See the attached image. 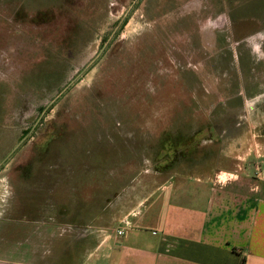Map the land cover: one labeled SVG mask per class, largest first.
I'll return each mask as SVG.
<instances>
[{"label":"rangeland","instance_id":"1","mask_svg":"<svg viewBox=\"0 0 264 264\" xmlns=\"http://www.w3.org/2000/svg\"><path fill=\"white\" fill-rule=\"evenodd\" d=\"M177 3L0 0V264L28 263L40 242L21 222L35 214L24 195L44 204L35 178L32 192L22 190L25 171L84 173L88 184L107 176L109 194L134 174L133 185L218 169L223 182L264 168V158L247 156L254 141L264 145L252 115L261 101L244 99L262 65L248 62L233 30L214 46L212 30L228 20L212 0ZM202 155L208 162L186 164ZM82 247L75 242L58 264Z\"/></svg>","mask_w":264,"mask_h":264},{"label":"crops","instance_id":"2","mask_svg":"<svg viewBox=\"0 0 264 264\" xmlns=\"http://www.w3.org/2000/svg\"><path fill=\"white\" fill-rule=\"evenodd\" d=\"M212 2L218 13H226L227 29L232 28L241 40L264 32V0ZM257 65L264 69V60L260 58ZM249 85L252 87L244 99H260L252 115L258 116L259 126L264 127V78L250 80ZM262 143L250 144L247 156L264 158ZM194 157L186 164L193 167L209 159L202 155L197 156L198 161ZM211 171L175 173L176 184L169 182L174 176L163 180L164 172L158 171L133 185L134 174L127 178V186L109 194L107 176L88 184L85 176L90 175L84 173L75 177L68 171L50 175L25 171L20 182L27 189L22 190L27 193L34 184L35 200L41 194L44 203L29 202L33 195L23 197L25 202L27 199L24 206L33 205L35 214L21 222H25L27 235L33 234L36 242L40 241L30 254L32 260L25 264H58V259L71 254L75 242L83 244V254L70 257V264H264V177L244 175L222 182L218 169ZM251 177L260 181L253 182ZM118 179L124 178L119 175ZM119 229L124 235H117ZM46 243L54 245L52 250L43 246ZM65 243L66 251L59 252Z\"/></svg>","mask_w":264,"mask_h":264},{"label":"flooded vegetation","instance_id":"3","mask_svg":"<svg viewBox=\"0 0 264 264\" xmlns=\"http://www.w3.org/2000/svg\"><path fill=\"white\" fill-rule=\"evenodd\" d=\"M219 28L214 27V31L212 30V34H213V40L212 42H214V40H216L217 42H219L218 40L222 41L220 43H223L224 40H226V33L228 34L229 37V33L228 31H232L231 29H222V26L220 27V30H217ZM222 30V31H221ZM221 31V32H219ZM226 31V33H224ZM232 34V32H231ZM230 34V35H231ZM241 40V39H240ZM242 43H244L245 45V50L247 51V57H248V62H250V64H256L258 63L259 59L262 58V60H264V56H260L258 53L262 52V50L264 49V32H260L258 34H254L252 36H247L244 39L241 40ZM214 46H215V42H214ZM252 51V53L250 52ZM258 52V53H256ZM262 78H264V73ZM213 127V126H212ZM215 129H217L216 126H214Z\"/></svg>","mask_w":264,"mask_h":264},{"label":"built area","instance_id":"4","mask_svg":"<svg viewBox=\"0 0 264 264\" xmlns=\"http://www.w3.org/2000/svg\"><path fill=\"white\" fill-rule=\"evenodd\" d=\"M255 172H256V174H257V177H264V169L260 166V165H257L256 166V168H255ZM124 230L123 229H119L118 231H117V235L118 236H122V235H124Z\"/></svg>","mask_w":264,"mask_h":264},{"label":"trees","instance_id":"5","mask_svg":"<svg viewBox=\"0 0 264 264\" xmlns=\"http://www.w3.org/2000/svg\"><path fill=\"white\" fill-rule=\"evenodd\" d=\"M213 129V128H212ZM205 132H209V130H206ZM244 264V263H243Z\"/></svg>","mask_w":264,"mask_h":264},{"label":"water","instance_id":"6","mask_svg":"<svg viewBox=\"0 0 264 264\" xmlns=\"http://www.w3.org/2000/svg\"><path fill=\"white\" fill-rule=\"evenodd\" d=\"M88 69V68H87Z\"/></svg>","mask_w":264,"mask_h":264}]
</instances>
